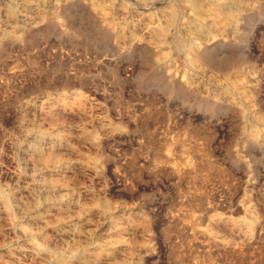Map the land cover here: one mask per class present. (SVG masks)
I'll list each match as a JSON object with an SVG mask.
<instances>
[{"label":"rangeland","instance_id":"rangeland-1","mask_svg":"<svg viewBox=\"0 0 264 264\" xmlns=\"http://www.w3.org/2000/svg\"><path fill=\"white\" fill-rule=\"evenodd\" d=\"M0 264H264V0H0Z\"/></svg>","mask_w":264,"mask_h":264},{"label":"bare ground","instance_id":"bare-ground-1","mask_svg":"<svg viewBox=\"0 0 264 264\" xmlns=\"http://www.w3.org/2000/svg\"><path fill=\"white\" fill-rule=\"evenodd\" d=\"M216 14H218V15H222L223 13H222V11H221V9H219V8H217V9H215V11H214ZM225 17V16H224ZM53 255V254H52ZM55 256V255H54Z\"/></svg>","mask_w":264,"mask_h":264}]
</instances>
